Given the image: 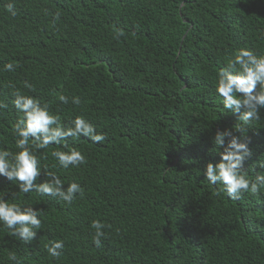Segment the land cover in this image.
I'll return each instance as SVG.
<instances>
[{
  "label": "trees",
  "instance_id": "trees-1",
  "mask_svg": "<svg viewBox=\"0 0 264 264\" xmlns=\"http://www.w3.org/2000/svg\"><path fill=\"white\" fill-rule=\"evenodd\" d=\"M241 48L264 55V0H0V149L19 151L17 90L64 128L83 117L106 137L46 149L29 141L37 183L54 173L82 193L68 203L0 177L6 202L41 220L27 244L0 225V264H264V188L230 199L203 174L219 162L212 139L226 130L251 150L248 178L264 174V108L245 123L246 109H224L216 93L218 72ZM73 148L85 163L61 168L52 153ZM93 221L105 225L100 247ZM56 240L64 248L52 257Z\"/></svg>",
  "mask_w": 264,
  "mask_h": 264
},
{
  "label": "clouds",
  "instance_id": "clouds-1",
  "mask_svg": "<svg viewBox=\"0 0 264 264\" xmlns=\"http://www.w3.org/2000/svg\"><path fill=\"white\" fill-rule=\"evenodd\" d=\"M6 10L13 17L17 15L11 3L6 6ZM54 19H58V15ZM3 70L13 71L14 64L12 62L5 64ZM217 75L216 93L222 98L223 108L234 114L240 113L241 108L246 109L240 116L245 123L258 119V109L264 108V55L258 56L250 49L241 48ZM25 87L30 88L31 85L25 84ZM59 100L68 103V98L64 95H60ZM12 103L24 117L14 126V132L18 137L16 147L19 151L13 154L6 149H0V177L11 183L17 182L18 190L22 193L35 191L71 203L77 193H82L80 185L73 182L64 189L63 182L54 173L48 174L50 177L48 180L37 183L43 173L39 167L40 161L29 146V141L31 140L37 149H46L51 144L60 145L62 142L67 147L66 141L69 137L82 136L95 143L104 141L106 137L98 134L83 117H77L72 122L73 126L64 128L59 123V117L50 114L46 105L42 107L37 99L22 95L18 90L14 92ZM72 103L79 104L80 99L73 97ZM4 108H7V105L0 103V109ZM238 131L242 133L243 126H240ZM228 136L232 138L225 147V137ZM213 141L214 145L218 149L223 148V151L218 152L220 157L218 163L208 162L203 169V174L210 184L216 185L219 182L224 186L223 190L228 197L235 200L240 199L244 193L257 194L264 188V174L257 175L252 180L242 170L245 158L252 155L247 143H240L239 138L232 136V132L227 130L217 131L212 143ZM52 155L64 169L85 163L84 155L74 148L68 152L57 150ZM260 167L264 168V162L260 163ZM38 216L37 209L8 203L4 196L0 195V225L9 229L12 235L23 243H30L36 238L37 233L33 229L41 226ZM92 227L96 230L93 243L100 247L101 239L105 236L103 232L105 225L100 221H93ZM63 248L64 242L56 240L51 242L47 251L52 257H59ZM10 258L16 260L15 255Z\"/></svg>",
  "mask_w": 264,
  "mask_h": 264
}]
</instances>
